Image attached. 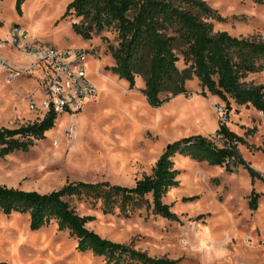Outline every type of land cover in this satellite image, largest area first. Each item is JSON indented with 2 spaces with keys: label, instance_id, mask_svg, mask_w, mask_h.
Wrapping results in <instances>:
<instances>
[{
  "label": "rangeland",
  "instance_id": "1",
  "mask_svg": "<svg viewBox=\"0 0 264 264\" xmlns=\"http://www.w3.org/2000/svg\"><path fill=\"white\" fill-rule=\"evenodd\" d=\"M71 1L26 0L19 13L17 0H0L1 38H8L9 28L17 24L28 36L52 46L89 50L92 56L86 69L98 90V97L79 114L58 117L30 150L0 156V184L43 193L77 181L131 187L153 173L170 143L192 135L214 138L221 120L244 139L239 143L241 155L264 176L262 112L234 100L229 107L217 96L202 95L196 77L187 81L189 95L179 94L160 107L151 106L142 92L144 76L137 75L135 88L129 89V83L109 69L116 63L109 46L118 45L117 30L109 27L84 38L74 28V22L82 23V18L64 17ZM203 1L219 17L208 19L214 31L264 39L263 2ZM178 66L185 67L182 59ZM245 80L264 85V70ZM36 87L33 78L8 85L0 74V128L42 119L29 107L33 95L41 102L42 95L33 94ZM167 95L163 92L161 97ZM173 160L180 182L164 195L163 202L171 206L175 219L155 213L146 203L129 217L118 208L106 214L100 203L78 198L71 203L79 214L93 217L87 226L102 237L132 244L154 258L177 260V264H264V182H253L242 165L227 172L222 166L178 153ZM253 190L260 193L256 210L249 207ZM148 199L152 201L151 196ZM77 246L78 239L67 230L60 231L55 220L34 231L30 214L0 212V260L8 264H108L103 256Z\"/></svg>",
  "mask_w": 264,
  "mask_h": 264
},
{
  "label": "trees",
  "instance_id": "2",
  "mask_svg": "<svg viewBox=\"0 0 264 264\" xmlns=\"http://www.w3.org/2000/svg\"><path fill=\"white\" fill-rule=\"evenodd\" d=\"M26 0H17L22 12ZM263 2L264 0H256ZM215 11L203 0H73L64 14L82 18L74 22L75 30L89 39L114 27L118 32L117 46H109L116 63L112 72L134 89L136 76L145 79L142 90L147 102L160 107L171 98L189 95L187 81L198 78L202 95L217 96L230 107L252 106L264 115V85L245 80L249 74L264 70V39L235 36L228 31H214L208 19L217 18ZM3 22L0 21V27ZM183 60L185 67L178 62ZM166 92L165 98L161 94ZM57 114L47 113L41 120L17 128H0V156L16 151H28L36 141L45 138L52 129ZM217 133H222L225 146L203 135H192L170 143L158 158L151 175H145L134 186L110 181L67 182L50 192L24 190L0 184V212L30 214L31 230H39L55 220L60 231H69L78 239V249L103 256L108 264H177V260L154 258L132 244L115 242L90 229L91 215L79 214L71 203L78 198L100 207L104 213H119L126 217L145 203L163 217L175 219L171 206L163 202L164 195L179 185V169L173 157L178 153L199 162L222 166L233 172L235 166L246 168L254 182H264L261 172L241 155L238 143L244 139L220 121ZM151 196L152 201L148 199ZM260 193L252 191L249 207L258 208ZM0 264H8L0 260Z\"/></svg>",
  "mask_w": 264,
  "mask_h": 264
},
{
  "label": "built area",
  "instance_id": "3",
  "mask_svg": "<svg viewBox=\"0 0 264 264\" xmlns=\"http://www.w3.org/2000/svg\"><path fill=\"white\" fill-rule=\"evenodd\" d=\"M9 34L8 38L0 37V74L8 85L28 78L37 81L33 94L40 93L42 98L39 104L34 95L31 97V111L42 118L49 112L57 117H73L97 96V87L86 69V62L92 56L89 50L52 46L28 36L17 24L11 25ZM13 58L18 62H13ZM70 136H73L71 131ZM211 139L225 146L222 133Z\"/></svg>",
  "mask_w": 264,
  "mask_h": 264
},
{
  "label": "crops",
  "instance_id": "4",
  "mask_svg": "<svg viewBox=\"0 0 264 264\" xmlns=\"http://www.w3.org/2000/svg\"><path fill=\"white\" fill-rule=\"evenodd\" d=\"M103 75H105V74H103ZM90 77L92 78V76H90ZM24 80H27V79H24ZM97 97H98V93H97V96H96L95 98H97ZM95 98H94V99H95ZM94 99H93V100H94ZM93 100L87 102V104L83 107V109H84V108H85L90 102H92ZM83 109H82V110H83ZM82 110H81V111H82ZM81 111H80V112H81ZM218 127H219V126H218ZM162 153H163V152H162ZM159 157H160V156H159Z\"/></svg>",
  "mask_w": 264,
  "mask_h": 264
},
{
  "label": "bare ground",
  "instance_id": "5",
  "mask_svg": "<svg viewBox=\"0 0 264 264\" xmlns=\"http://www.w3.org/2000/svg\"><path fill=\"white\" fill-rule=\"evenodd\" d=\"M105 76V75H104Z\"/></svg>",
  "mask_w": 264,
  "mask_h": 264
}]
</instances>
